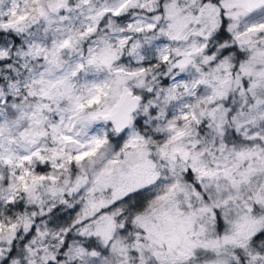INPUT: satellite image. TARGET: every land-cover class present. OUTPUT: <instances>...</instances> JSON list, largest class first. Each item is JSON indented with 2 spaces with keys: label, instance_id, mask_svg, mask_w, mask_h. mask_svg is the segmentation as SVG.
<instances>
[{
  "label": "snow or ice",
  "instance_id": "obj_1",
  "mask_svg": "<svg viewBox=\"0 0 264 264\" xmlns=\"http://www.w3.org/2000/svg\"><path fill=\"white\" fill-rule=\"evenodd\" d=\"M0 264H264V0H0Z\"/></svg>",
  "mask_w": 264,
  "mask_h": 264
}]
</instances>
